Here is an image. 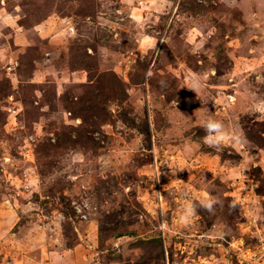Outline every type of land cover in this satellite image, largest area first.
Instances as JSON below:
<instances>
[{
	"label": "rangeland",
	"instance_id": "374dc122",
	"mask_svg": "<svg viewBox=\"0 0 264 264\" xmlns=\"http://www.w3.org/2000/svg\"><path fill=\"white\" fill-rule=\"evenodd\" d=\"M259 101L264 0H0V264H264Z\"/></svg>",
	"mask_w": 264,
	"mask_h": 264
},
{
	"label": "clouds",
	"instance_id": "9594fccd",
	"mask_svg": "<svg viewBox=\"0 0 264 264\" xmlns=\"http://www.w3.org/2000/svg\"><path fill=\"white\" fill-rule=\"evenodd\" d=\"M253 111L258 112L261 115H264V101H259L258 103H256L254 105ZM202 126L206 133L204 142L209 147H217V145H221L222 143H224L225 132H224L223 124L221 122L210 118L205 120V123ZM234 139L237 142H240V138L238 136L234 137ZM214 203H216L215 200L208 198L202 202V207H204L209 211H212ZM195 214H196L195 208L189 206L186 209L185 216L182 217V219H184L185 224L188 223V218Z\"/></svg>",
	"mask_w": 264,
	"mask_h": 264
}]
</instances>
